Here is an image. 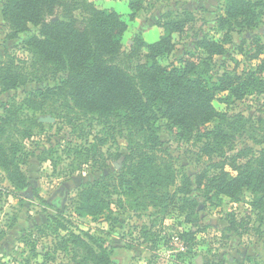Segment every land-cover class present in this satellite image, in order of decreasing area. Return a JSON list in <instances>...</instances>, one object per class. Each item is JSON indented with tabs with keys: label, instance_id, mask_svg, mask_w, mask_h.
Returning a JSON list of instances; mask_svg holds the SVG:
<instances>
[{
	"label": "trees",
	"instance_id": "obj_1",
	"mask_svg": "<svg viewBox=\"0 0 264 264\" xmlns=\"http://www.w3.org/2000/svg\"><path fill=\"white\" fill-rule=\"evenodd\" d=\"M143 2L130 1L131 20ZM3 7V16L12 21L16 31H25L30 24L40 29L25 40L26 50L33 54L25 72L12 60L9 64L0 62L2 91L34 80L54 81L53 85L28 92L20 104L11 100L0 116V167L15 187L28 185L22 169L28 160V154L23 153L24 141L33 137L34 130L45 127L34 116L36 112L47 109V114L67 118L69 124L92 121L103 128L108 126L106 134L111 138L115 132L126 138L125 158L120 169L81 183L72 210L80 217L107 216L114 222L118 210L148 213L152 220L141 227L137 239L152 242V247L161 235V229H155L158 222L162 224L167 216L182 217L178 223L181 228L177 225L173 229L189 249L179 254L183 261L178 264H193L197 236L207 227L198 215L199 202L192 195L191 177L164 147L160 137L164 124L179 139L202 142L200 152L211 161L225 159L222 164H214L216 173L206 169L196 177L195 186L206 200L213 202L226 195L238 202L248 193L250 210L246 209V215L232 212L226 231L253 229V214L255 221L264 223V148L256 151L247 147L227 157V152L236 150L238 137L249 135L256 144L264 143L254 130L255 121L243 113L231 112L238 100L264 94V59L254 69L240 74L225 72L217 79L211 63L214 56L227 52L232 31L257 26L264 17V0H226L217 28L223 36L199 39L198 50L188 52L179 66L163 65L161 61L176 49L174 35L186 36L196 20L189 11L167 12L159 24L163 33L157 41L149 43L138 36L125 49L123 37L128 20L114 9H99L86 0H5ZM59 12L62 18L54 19ZM121 58L127 66L118 62ZM215 101L226 105V109H218ZM28 109L33 114L24 113ZM107 141V137L100 138L102 144ZM86 156H90L88 150ZM226 164L236 174L226 171ZM87 236L94 245L71 234L55 252L60 249L73 254L77 264H119L97 239ZM47 256L55 260L50 252ZM203 264L229 263L216 258Z\"/></svg>",
	"mask_w": 264,
	"mask_h": 264
},
{
	"label": "rangeland",
	"instance_id": "obj_2",
	"mask_svg": "<svg viewBox=\"0 0 264 264\" xmlns=\"http://www.w3.org/2000/svg\"><path fill=\"white\" fill-rule=\"evenodd\" d=\"M130 1L86 0L87 4L99 9H114L128 20V29L123 37L125 49L138 36L149 43L157 41L163 33L159 24L167 12L189 11L194 14L196 20L190 24L187 35H174L176 49L162 59L163 65H181L188 52L198 50L197 41L204 36H223L217 28L226 0H145L133 20L130 19ZM4 3L5 0H0V62L9 64L12 60L20 71L25 72L33 60V54L26 50L25 40L38 34L40 27L30 24L27 30L16 31L17 27L12 21L3 16ZM53 18L61 19V13ZM231 36L232 43L227 52L216 55L211 60L212 73L216 79L225 72L240 74L254 69L264 59V17L257 26L245 30L236 29ZM200 50L205 53L203 49ZM118 62L128 65L125 58ZM47 84L53 85L54 81L40 83L34 80L6 91H2L0 85V116L5 112V104L11 100L20 104L28 92L39 90ZM214 105L218 109H226V105L219 101H215ZM46 112L50 111L44 109L34 116L38 119L51 117L54 121L45 123L42 131L34 130L33 137L24 141L26 147L23 153L28 154V160L22 169L28 185L23 188L15 187L7 172L0 167V264H77L73 254L67 255L60 249L55 252L56 247L61 242L64 243L71 234L81 236L91 245L94 243L87 235L93 236L119 264L182 262L183 258L179 254L189 249L188 243L173 229L183 220L182 217L167 216L162 224L159 221L155 229H161V235L157 245L152 247V242L141 243L142 239H137L141 227L149 225L152 220L148 213L118 210L114 213L118 218L114 222L107 216L80 217L72 210L77 188L81 183L120 169L127 153V141L118 132L114 133V138L107 135L108 126L103 128V125L92 121L69 124L67 118L57 119ZM231 112L243 113L255 121L257 137L264 138V123L259 120H264V94L249 95L238 100ZM24 113L30 115L33 111L28 109ZM105 137L108 141L102 144L100 138ZM160 137L165 149L191 177L194 183L192 195L199 202L198 215L207 227L197 236V254L191 258V262L203 264L220 258L229 264H252L244 261L246 259L264 263V223L255 221L256 214H253V229L248 232H241L243 229L239 232L226 231L229 226L228 216L232 212L246 215V209L250 210L246 201L248 193L238 202L226 195H220L211 202L195 186L199 173L206 169L213 173L214 164H222L225 159L211 161L200 152L202 142L195 138L189 141L179 139L176 132L169 131L164 124L161 126ZM247 147L258 151L264 148V143L256 144L249 135L238 137L236 150L227 152V157ZM87 150L89 158L86 156ZM225 170L236 174L230 164H226ZM58 203L60 206L57 207ZM183 226L191 229L190 225ZM178 227L181 228L179 225ZM48 252L52 258L55 257L54 261L49 260ZM82 253L80 251V255Z\"/></svg>",
	"mask_w": 264,
	"mask_h": 264
},
{
	"label": "water",
	"instance_id": "obj_3",
	"mask_svg": "<svg viewBox=\"0 0 264 264\" xmlns=\"http://www.w3.org/2000/svg\"><path fill=\"white\" fill-rule=\"evenodd\" d=\"M39 121L42 123H50V122H53L54 120L51 117H41Z\"/></svg>",
	"mask_w": 264,
	"mask_h": 264
}]
</instances>
